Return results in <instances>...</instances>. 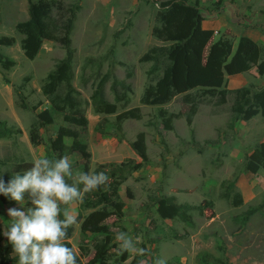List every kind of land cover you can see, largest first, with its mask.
Segmentation results:
<instances>
[{"label":"rangeland","instance_id":"374dc122","mask_svg":"<svg viewBox=\"0 0 264 264\" xmlns=\"http://www.w3.org/2000/svg\"><path fill=\"white\" fill-rule=\"evenodd\" d=\"M38 1L0 0V37L14 40L11 46H0V55L14 61L8 69L0 65V121L13 128L11 135L0 138V176H12V196L16 199L13 205L0 204L3 238L18 233L27 214L57 207L59 197L45 178L61 185L67 177L73 183L72 194L59 203L73 227L66 241L71 246L68 258L76 259V264H90L99 242L108 247L104 264H223L227 260L230 264H264V166L255 174L243 170L247 157L264 142V118L257 114L232 122L234 95L230 93L224 104H217L222 90L264 89V52L252 72L240 73L241 79L224 74L223 85L214 94L196 88L165 104L143 105L142 94L162 76L163 64L148 74L152 62H141L140 58L155 46L170 45L152 35L153 28L160 26L157 6L166 0H55L64 8L76 6L70 33L71 85L87 121L85 127H79L54 114L43 94L48 74L65 57L63 46L55 40H43L32 60L21 50L24 36L16 25L29 20V4ZM189 1H197L200 14L209 21L204 27H210L219 14L224 22L213 24L216 28L210 30L203 60L218 40L232 44V56L240 37L257 42L264 39V0ZM215 3H219L217 12ZM61 13L52 8L46 20L53 38L63 35L65 17ZM106 74L103 96L116 105V111L104 115L94 112L90 97ZM114 80L130 85V91L114 85ZM62 93L59 89L56 94ZM22 102L25 107H21ZM192 105L195 112L191 116ZM46 109L54 123L36 125L40 144L33 145L29 131L36 114ZM132 109H138V118L116 124L118 115ZM160 111L166 114L161 116ZM189 115L191 123L186 120ZM168 117L170 130L164 128ZM59 126L69 128L74 138L86 145L90 153L87 161L71 149L69 137L64 138V152L50 153ZM139 133L144 135L146 163L131 148ZM120 163L129 165L114 199L123 204L121 212L104 204L81 208L90 181L106 176L119 180L111 165ZM18 165L27 166L16 172ZM164 197L188 206L181 210L183 216L161 218L158 202ZM238 199L240 203L234 205ZM253 208L257 210L244 222L245 212ZM33 224L32 263L56 264L52 253L59 241H49L55 222ZM4 244L5 240L0 242V256Z\"/></svg>","mask_w":264,"mask_h":264},{"label":"trees","instance_id":"16d2710c","mask_svg":"<svg viewBox=\"0 0 264 264\" xmlns=\"http://www.w3.org/2000/svg\"><path fill=\"white\" fill-rule=\"evenodd\" d=\"M216 12L220 9L219 3ZM52 8L62 11L61 16L65 17L62 23L63 35L53 38L48 32L49 26L46 22L51 14ZM76 6L64 8L55 0H40L36 3L29 4V20L18 23L16 30L24 36L21 41V50L25 58L32 60L39 52L43 40H55L65 49V57L59 61L54 70L47 76V81L43 86V94L47 96L50 103V110L54 114L62 115V120L66 123L79 127H85L87 121L83 112L79 109V104L73 97L74 89L71 85L73 73L71 70V60L73 51L70 47V33L73 28V20L75 18ZM157 19L160 26L153 28L152 35L159 41L169 42V46H155L149 49L141 58V62H152L148 74H153L158 64H163L162 76L154 85L148 86L140 99L143 105H161L168 102L172 97L188 92L192 89L202 88L209 90L210 94H214L216 89L223 85V76L235 75L249 71L255 66L260 58L261 51L264 52V46L260 47L248 37L239 38L236 50L232 53V44L228 40H218L210 45L205 60L203 61V51L212 36V31L202 28L203 17L200 14L198 2L191 3L189 0H166L157 6ZM13 38L0 37V46H11ZM231 56V57H230ZM230 57V59H229ZM229 59V60H228ZM0 65L3 69H8L14 65V61L0 55ZM108 78L106 74L98 82L96 88L91 95V101L94 112L97 114H113L116 111V105L104 99L103 84ZM114 85L121 86L125 92H129L130 85L124 81L114 80ZM62 89V94H56ZM233 94L231 106L232 122L234 120H249L257 114L264 118V89L251 91L248 87H241L235 90H222L218 92L219 100L217 104L221 105L226 102V94ZM126 99V93L123 94ZM116 101L120 100L118 95ZM187 101L188 95L184 98ZM21 107H25L22 102ZM46 109L36 114V121L32 124L29 131V140L31 144H40L38 135V123L51 125L54 119L50 110ZM195 106L192 105L190 114H194ZM161 116L166 112L160 111ZM140 116L138 109H132L118 115L116 124H120L127 118H138ZM191 116H187L186 120L191 123ZM232 126V125H230ZM164 128L172 129L171 117L164 119ZM13 128L7 127L5 122L0 121V138L12 134ZM15 132H19L15 129ZM101 132V130H100ZM72 138L71 149L87 161L90 153L84 143L75 139L72 131L64 126H59L56 131V137L50 143V153L64 152V138ZM131 148L143 163L147 162L146 147L144 135L139 133L131 143ZM51 154H49L51 156ZM52 161V160H51ZM27 165H18L15 169L20 172ZM264 166V142L260 143L255 150L247 157L244 165L245 173H257ZM28 167H31L28 165ZM118 173L117 179H109L101 177L98 180L90 181L91 188H88L82 196L81 208H95L100 204L113 207L115 212L122 210L123 204L114 201L117 199V187L120 181L124 179V175L129 169L126 163L111 165ZM87 167H84V177L87 174ZM98 172V171H97ZM15 173V172H14ZM98 174V173H97ZM11 175L0 176V204L13 205L16 201L12 196ZM45 182L54 188L60 201H67L72 194L73 183L64 177L61 185L53 181L52 178L46 177ZM224 197H227L224 194ZM58 202L57 207L51 206L42 212H32L27 214L22 228L18 233H8L6 239L0 234V242L5 240L2 246V254L0 256V264H33L29 248L34 237V221L50 224L55 222L54 227L49 234V241H59V245L53 250L52 256L56 260V264H76V259H69L68 254L71 246L66 241L67 237L73 231L72 225L67 221L63 206ZM240 200H235L234 205H238ZM159 216L163 219H172L176 216H183L181 210H186L188 206H181L175 203L173 197H164L158 202ZM257 209H250L245 212L243 221L246 222ZM185 219V215H184ZM186 220V219H185ZM95 255L90 264H104L107 258L108 247L106 243L99 242L95 245ZM223 264H230L228 260Z\"/></svg>","mask_w":264,"mask_h":264},{"label":"crops","instance_id":"0c3cea01","mask_svg":"<svg viewBox=\"0 0 264 264\" xmlns=\"http://www.w3.org/2000/svg\"><path fill=\"white\" fill-rule=\"evenodd\" d=\"M203 17V16H202ZM206 22H208L209 23V21H207V19H206V17L204 16L203 17V21H202V28L203 29H205V30H214V28H216L213 24H220L221 25V23L223 24L224 22H223V19H222V17L220 16V14L219 15H217V16H214V19L211 21V23H210V27H208V28H206V27H204V25L206 24ZM215 33V32H214ZM245 37H247V36H245ZM249 38V37H248ZM251 39V38H250ZM251 40H253L254 42H257L256 40H254V39H251ZM263 41H264V39L262 40V41H258L257 43H259V44H262V46H264V44H263ZM260 59V58H259ZM204 61V60H203ZM260 62V60H258V62H257V64ZM256 66V65H255ZM255 66H253L250 70H249V72H252V70L255 68ZM243 76V74H236V75H231L230 76V78H232L233 80H237V79H241V77ZM237 82V81H236ZM241 86V85H240Z\"/></svg>","mask_w":264,"mask_h":264}]
</instances>
